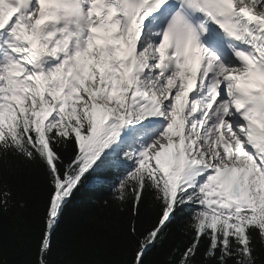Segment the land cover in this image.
I'll return each instance as SVG.
<instances>
[{
	"label": "snow or ice",
	"instance_id": "6c2138e0",
	"mask_svg": "<svg viewBox=\"0 0 264 264\" xmlns=\"http://www.w3.org/2000/svg\"><path fill=\"white\" fill-rule=\"evenodd\" d=\"M32 174L34 264L86 185L127 214L122 264L177 217L166 264H264V0H0V214Z\"/></svg>",
	"mask_w": 264,
	"mask_h": 264
},
{
	"label": "trees",
	"instance_id": "16d2710c",
	"mask_svg": "<svg viewBox=\"0 0 264 264\" xmlns=\"http://www.w3.org/2000/svg\"><path fill=\"white\" fill-rule=\"evenodd\" d=\"M9 164L12 171H21L22 175L27 171L23 162L14 158H10ZM41 183V178L32 174L28 187L21 189V196L29 207L22 210L17 206L0 214V264H4L5 259L8 264H34L39 231L32 209L44 199ZM109 195L107 190L87 185L81 188L57 233L59 244L53 256L57 264H63L69 258L79 260L80 264H122L132 259L135 242L124 234L127 214L117 212L115 208L100 211L99 202ZM180 220L181 217H177L170 226L169 240L163 249L160 252L153 249L150 254L153 264H166L170 246L184 240ZM72 245L77 247L72 248ZM88 250L90 253L85 255ZM77 252L81 254L77 255Z\"/></svg>",
	"mask_w": 264,
	"mask_h": 264
}]
</instances>
